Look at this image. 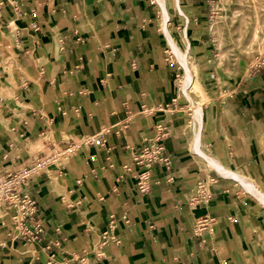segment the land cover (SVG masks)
<instances>
[{"label": "crops", "instance_id": "crops-1", "mask_svg": "<svg viewBox=\"0 0 264 264\" xmlns=\"http://www.w3.org/2000/svg\"><path fill=\"white\" fill-rule=\"evenodd\" d=\"M204 4L164 0L169 31L202 57L208 55ZM160 17L159 0H0V43L6 34L26 73L0 52V162L10 139L29 151L44 128L69 143L108 127L102 145L79 146L65 165L33 183L44 243L58 239L52 250L57 258L86 257L69 264H264V206L198 154L191 144L192 112L141 113L184 103L171 82L181 63ZM247 69L222 74L219 82L214 70H206V78L215 80L205 82L213 99L202 105L199 147L254 179L264 193V66ZM221 89L227 93L222 98ZM158 123L167 127L172 165L154 167L142 194L131 175L117 177L130 148ZM21 132L26 140L17 138ZM198 183L206 200L192 207ZM110 214L121 241L96 258L92 244ZM205 216L213 223L198 238L196 222ZM9 229L10 223L5 238L0 233V264H46V255L11 240Z\"/></svg>", "mask_w": 264, "mask_h": 264}, {"label": "built area", "instance_id": "built-area-1", "mask_svg": "<svg viewBox=\"0 0 264 264\" xmlns=\"http://www.w3.org/2000/svg\"><path fill=\"white\" fill-rule=\"evenodd\" d=\"M263 58V59H262ZM260 59V58H259ZM264 64V56L261 57ZM168 104L165 107H150L142 109L141 113L150 114L162 111L164 114L170 113ZM180 109H183L182 106ZM109 128H103L96 134L83 137L77 142H60L54 139L49 128L39 130L37 136L43 139L47 146V152H30L24 150L16 139L8 140L3 151L0 162V211L4 216L10 218V229L8 236L11 240H21L30 245L32 252L46 255V264H69V262L80 260L84 262V256L71 254L66 258H57L52 251L53 246L59 244L58 239L47 240V230L42 225V220L38 215V198L33 189L34 181L42 174L46 175L55 166L57 160L66 159L59 162L57 167L65 165L67 159L72 157L82 145L100 146L103 144L101 136ZM17 138L26 140L27 136L23 132L18 133ZM168 136V130L162 123L156 124L149 135H143L138 146L130 148V161L122 165V172L117 180L131 175L134 179L136 189L140 193H147L152 184V170L154 167H161L169 170L172 159L166 152L164 141ZM65 151V153H61ZM50 178V177H48ZM204 186L198 183L197 191L189 198V205L195 206L206 200L201 194ZM207 196H209L207 194ZM102 199V196L99 197ZM121 219L128 224L129 219L122 215ZM213 218L205 216L196 222V237H200V231L212 225ZM117 218L114 214L109 215V222L106 227L98 233L94 240L93 252L96 258L104 255V248L110 244H119L120 237L116 233ZM85 253V252H84Z\"/></svg>", "mask_w": 264, "mask_h": 264}, {"label": "rangeland", "instance_id": "rangeland-1", "mask_svg": "<svg viewBox=\"0 0 264 264\" xmlns=\"http://www.w3.org/2000/svg\"><path fill=\"white\" fill-rule=\"evenodd\" d=\"M204 7L205 19L203 25L206 33L204 39L208 55L202 57L195 54L192 50H189V58L192 63L191 74L193 85L202 83L205 86V82H214L215 79L210 77L209 79L206 78L208 74L205 72L208 68L216 72V82H219V79L222 78V74L231 73L233 76V72L236 73L240 71L243 73L248 66L262 68L264 64L261 63L263 59H261V57L264 56V53L263 55H258L254 49L258 40L257 34L261 25L264 24V0H205ZM212 25L213 30L211 31ZM176 39L180 47L185 49L186 39L181 38L179 35ZM169 51L172 53L171 49H169ZM246 51H252L256 57L260 56V59L254 62V64L250 63L246 57ZM165 54L168 61L174 59L173 54H169L167 51ZM176 64L177 68L174 70L171 82L175 90L174 92L182 98L184 103H180L176 100L157 104L153 107H165V104H168L170 113L167 114H187V112H191V109H188L189 101L187 97L179 91V83L184 76V72L182 67L179 66L178 63ZM191 93L194 94V92ZM181 106L183 109H180ZM156 112L164 113L162 111ZM36 142H39L40 146H34ZM30 146V152H36L43 146L44 150H47L46 144L42 142L38 136H35V138L31 140ZM65 160L66 159L57 160L55 166L52 168H58L57 164ZM208 190H210L209 187L206 188L205 192H208ZM254 200L257 202L256 199ZM8 223H11L10 218L4 216L0 211V233L4 234L3 238H5ZM92 246L94 247V242Z\"/></svg>", "mask_w": 264, "mask_h": 264}, {"label": "bare ground", "instance_id": "bare-ground-1", "mask_svg": "<svg viewBox=\"0 0 264 264\" xmlns=\"http://www.w3.org/2000/svg\"><path fill=\"white\" fill-rule=\"evenodd\" d=\"M159 1L161 2V17H160L161 28L167 31L168 34H170L169 36L170 46L174 48V50H176L177 58L180 61L181 66L183 68V72H184V76L181 82L179 83L180 84L179 91L184 92L186 94V97L188 98V101H189L188 109L189 110L191 109L192 116H193L192 123H191V128H192V133H193V140L191 143L192 146H194L197 149L198 154L200 153L201 157H203V159L208 163L209 166L216 168L217 170H219L220 173L225 174L226 176L234 177L235 180L237 179L241 183V185H243L247 190H249V193H251L252 196H254L255 199L259 201L260 203H262L264 206V193L261 191V189L259 188V185L254 179L249 178L248 176L243 175L242 173H239L238 171L233 170L227 166H224L214 155L200 149L199 146L201 144L200 133H201L202 105L212 100L213 98L210 97L206 93L205 86L202 83L193 85L192 74H191V69H192L191 64L192 63L189 58V54H190L189 46H188L189 44L186 45L187 46L186 50L181 49L176 38L172 35L171 31H169V28L167 27L164 0H159ZM212 30H213V25L211 26V31ZM3 35H4V41L0 43V51L7 57L8 60L12 61L15 68L18 70V73L26 74L25 70L21 66H17L16 64V52L12 48V45H11V42L8 36L6 34H3ZM257 36H258V40H257V44L255 46L254 51H256L258 55H263L264 53V24L261 25ZM186 44H187V41H186ZM246 57L248 58L250 63L254 64V62L258 61L260 56L256 57L252 53V51L251 52L246 51ZM246 73H248V69L246 70ZM191 92H194V94H192ZM3 94H4V88L0 85V95H3ZM226 94L227 93L224 91V89L223 90L221 89L219 96L222 98ZM19 104L23 105V103L21 102H19ZM37 151L47 152V150H44V146L39 148V150ZM61 153H65V151H61ZM56 178H53L52 180L56 181Z\"/></svg>", "mask_w": 264, "mask_h": 264}]
</instances>
